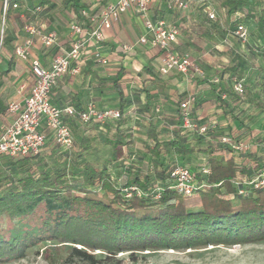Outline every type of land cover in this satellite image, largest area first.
<instances>
[{
    "label": "trees",
    "instance_id": "1",
    "mask_svg": "<svg viewBox=\"0 0 264 264\" xmlns=\"http://www.w3.org/2000/svg\"><path fill=\"white\" fill-rule=\"evenodd\" d=\"M16 1H9L6 17ZM208 1L215 4L213 0ZM220 1L228 15L239 14L233 21V30L253 20L257 35H264V0ZM65 2L76 7L75 0ZM200 8L206 11V4ZM217 19L218 16L212 21ZM7 40L6 29L3 44ZM232 79L231 99L248 98L264 109L260 93L251 95L243 79L238 76ZM120 80L118 78L115 84L121 114L118 121L123 122L127 101L118 83ZM236 84L243 87L242 94L235 91ZM227 97L226 92L219 95L224 106ZM153 99L154 96L147 93V108ZM181 101L174 136L161 138L158 126L151 122L146 128L150 142L145 146L150 157L148 167L130 168L118 181L108 167L90 160L82 161L69 173L66 168L42 167L39 163L43 152L19 159L5 157L10 162L8 174L0 172V218L9 217L11 225L7 231H0V264L16 261L30 248L51 240L71 244L75 256L90 261H94L95 251L117 255L219 245L231 247L264 240V186L255 188L245 184L264 170V151L234 152L220 141L221 136L211 134L213 128L206 134L183 129ZM195 103L196 98L191 111L194 122L198 123L194 117ZM69 122L73 133L76 125L84 129L101 125L82 124L77 118ZM104 143L111 146V161L122 160L124 150L119 139L107 138ZM76 144L84 154L95 149L91 134L80 136ZM196 154L208 157L198 170L190 162ZM172 155L182 162L174 166L166 164L164 159ZM178 166L189 167L195 179L206 184L193 195L198 197L197 204H189L186 197L172 188V172ZM205 167L208 173L203 172ZM239 188H244L245 193L239 194Z\"/></svg>",
    "mask_w": 264,
    "mask_h": 264
},
{
    "label": "crops",
    "instance_id": "2",
    "mask_svg": "<svg viewBox=\"0 0 264 264\" xmlns=\"http://www.w3.org/2000/svg\"><path fill=\"white\" fill-rule=\"evenodd\" d=\"M117 1L75 0L76 7L72 3L66 4L65 0L16 1L18 8H13L6 17L8 40L0 45V132L12 120L7 112L8 104L23 100L33 86L32 61L50 66L56 55L70 51L75 37L72 23L89 24L83 11L89 16H97ZM212 7L218 16L215 22L202 8L169 11L157 4L152 10L155 18L166 17L180 28L175 47L190 55L203 69V76H185L176 72L162 75L157 50L138 44V39L146 33L141 19L133 11H128L111 29L104 31V41L87 43L78 62L80 72L65 74L59 80L51 93L52 102L59 107L84 108L88 103H94L100 109H118L120 102L115 81L120 78L118 83L127 101V125L132 129L129 133L135 137L144 127L147 139L146 128L154 122L161 138H172L179 121L178 102L193 95L196 98L194 117L199 124H214L213 136L231 135L247 139L252 144V151H257L253 141L264 139V128L260 119L250 121L257 114L251 117L248 114L252 108H258V112L264 109L248 98L243 101L231 99L229 92L232 77L238 76L245 81L251 95L260 93L264 103V35H257L252 20L245 23L249 37L242 41L233 34L232 26L239 14L228 15L224 8L215 4ZM2 17L4 8L3 0H0V24ZM32 24L38 33L32 38L29 59L22 60L15 51L28 37L25 27ZM49 32L55 33L57 38V44L51 47L42 42V35ZM127 45L134 47L126 51L124 46ZM97 54L107 63L99 62ZM225 92L228 97L224 106L219 95ZM147 93L154 96L148 108ZM109 126L110 122L106 124L107 128ZM260 150L264 151L263 148Z\"/></svg>",
    "mask_w": 264,
    "mask_h": 264
},
{
    "label": "built area",
    "instance_id": "3",
    "mask_svg": "<svg viewBox=\"0 0 264 264\" xmlns=\"http://www.w3.org/2000/svg\"><path fill=\"white\" fill-rule=\"evenodd\" d=\"M10 0H3L4 17L0 24V45L3 44L5 33L6 10ZM163 5L169 11L196 10L206 4V13L210 20H216L217 14L208 0H118L116 4L108 5L97 16H89L85 11L84 16L89 18L88 25L72 23L71 29L75 34L71 49L66 54L56 55L50 66L44 67L38 60H33L31 71L34 83L29 94L23 100L12 101L8 104L7 112L12 117L11 123L0 132V157L19 159L39 156L51 135L55 143L65 150L74 147L75 138L69 120L77 118L82 124L99 123L106 124L110 121H118L121 114L118 110L107 108L100 109L94 103H88L82 111L75 106L59 107L51 100V93L59 80L65 74L77 75L80 72L78 62L83 50L90 41H104V31L111 29L120 21L123 14L133 11L142 21L146 33L138 39V44L150 46L157 50L160 57V73L168 75L176 72L181 75H204V71L186 53L178 51L175 43L180 36V28L169 22L166 17L155 18L152 15L153 8ZM18 8V4L14 5ZM39 10V9H38ZM25 31L28 37L24 43L17 46L16 56L22 60L30 57V47L33 44V36L38 33L36 27L27 25ZM233 34L246 41L249 37L248 29L240 24ZM45 46L51 47L57 44L56 34L53 32L42 35ZM134 46H124V50L130 51ZM96 59L106 64V59L97 54ZM235 91L242 94L243 87L235 85ZM194 96L190 95L181 101L180 119L185 130L198 131L206 134L210 128L216 126L194 122L191 104ZM223 144L228 145L234 152L245 153L252 150V144L247 140H236L230 135L220 138ZM208 173V169H203ZM172 188L184 197H192L198 190L206 187L205 183L198 182L189 167H176L172 172ZM238 186L240 182L236 183ZM255 188L264 186V170L254 179L245 182ZM239 194H244L245 189L239 188ZM130 196V194H127Z\"/></svg>",
    "mask_w": 264,
    "mask_h": 264
},
{
    "label": "rangeland",
    "instance_id": "4",
    "mask_svg": "<svg viewBox=\"0 0 264 264\" xmlns=\"http://www.w3.org/2000/svg\"><path fill=\"white\" fill-rule=\"evenodd\" d=\"M213 2L218 8L221 7L220 0H213ZM2 22L3 17L1 18ZM7 25L8 20L6 19L5 28ZM262 113L263 115L259 117ZM248 117H251L250 121L260 119L261 126L264 128L263 110L258 112V108H252ZM124 120L123 122L122 120L117 122L110 121L109 128L106 127L108 123L97 127L90 125L85 129L82 128L83 126L76 125L74 128L75 145L70 150H65L58 146L52 136L49 135L39 164L46 169L66 168L69 173H72V170L79 163L84 160H90L101 167H108L116 181L119 178H124L127 170L130 168L142 166L146 169L150 157L146 152L145 146L150 142L146 139L144 127L137 131L138 135L135 136V139L134 135L129 133L132 129L127 125L128 118L126 116H124ZM257 128L258 130L260 129L259 127ZM84 134H91L93 148L95 147V149L85 154L80 151L76 144V140L78 141L79 137ZM107 138H116L121 141L124 150L122 160L118 162L111 161V146L104 143V140ZM253 143H255L254 147L257 146L258 150L264 149V145H262L264 144V139L253 141ZM207 158L205 155L196 154L190 159V162L198 170L199 167L206 164ZM8 162H10L8 159H0V172L8 174ZM164 162L174 166L180 164L182 161L177 159V156L172 155L164 159ZM151 170L154 175L157 174L152 168ZM73 178L71 175V179ZM4 185H7V183ZM187 201L191 205L197 204L198 197L187 198ZM10 225L11 219L9 217L0 218L1 233L7 231ZM71 246V244L60 243L56 240L46 241L36 247L30 248L24 257L8 264H264V240L231 247L219 245L183 250L125 252L117 255L95 251L94 261L75 256L72 253ZM76 247L78 249L82 248L79 245H76ZM88 252L92 253L91 251Z\"/></svg>",
    "mask_w": 264,
    "mask_h": 264
}]
</instances>
